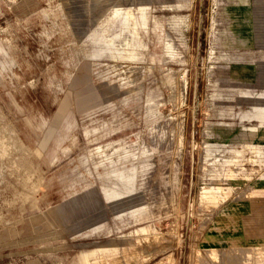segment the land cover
Listing matches in <instances>:
<instances>
[{
	"label": "rangeland",
	"instance_id": "obj_1",
	"mask_svg": "<svg viewBox=\"0 0 264 264\" xmlns=\"http://www.w3.org/2000/svg\"><path fill=\"white\" fill-rule=\"evenodd\" d=\"M261 188L264 0H0V264H264Z\"/></svg>",
	"mask_w": 264,
	"mask_h": 264
},
{
	"label": "crops",
	"instance_id": "obj_2",
	"mask_svg": "<svg viewBox=\"0 0 264 264\" xmlns=\"http://www.w3.org/2000/svg\"><path fill=\"white\" fill-rule=\"evenodd\" d=\"M30 117L28 118V121H30ZM27 121V125H26V128H27V132L29 134V136L33 135V131L32 129L30 128V125H28V122ZM63 133H61V131H58L56 133V141L59 140L61 137H62ZM32 140V139H31ZM45 140V139H44ZM46 141V140H45ZM45 141H42V142H45ZM28 143H31V141L27 140ZM48 145H40V155H37L36 157L39 158V163L41 164L39 166V168L41 169H46L47 166H45L47 164L46 162V158H48V156H50V151L46 149ZM255 195L254 199H255V206L253 207L252 209V214L255 216V217H258V219L260 220V216H264V189L261 188V189H258V190H255V192L253 193ZM50 217V219H49ZM49 217H46L44 218L43 222L45 224H52V223H55L56 225H58L61 221V218L59 217H56L57 219H54L52 220L53 217L49 216ZM62 222V221H61ZM4 240V239H3ZM1 250V253H4L2 249ZM71 258V257H70ZM66 264H69L68 261H66Z\"/></svg>",
	"mask_w": 264,
	"mask_h": 264
}]
</instances>
